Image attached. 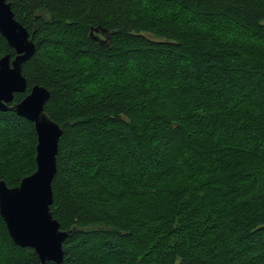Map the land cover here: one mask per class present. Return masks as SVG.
<instances>
[{
    "label": "trees",
    "instance_id": "trees-1",
    "mask_svg": "<svg viewBox=\"0 0 264 264\" xmlns=\"http://www.w3.org/2000/svg\"><path fill=\"white\" fill-rule=\"evenodd\" d=\"M6 1L36 48L14 102L43 86L63 131L59 264H264V105L246 106L264 101V0ZM36 144L0 111V182L34 173ZM0 264H40L1 217Z\"/></svg>",
    "mask_w": 264,
    "mask_h": 264
},
{
    "label": "water",
    "instance_id": "water-1",
    "mask_svg": "<svg viewBox=\"0 0 264 264\" xmlns=\"http://www.w3.org/2000/svg\"><path fill=\"white\" fill-rule=\"evenodd\" d=\"M0 35L15 56L0 59V111H10L34 125L37 137L36 169L15 187L0 182V217L10 239L20 247L33 249L40 264L61 263L62 243L67 237L50 212L52 181L56 175V155L62 128L44 111L49 92L40 85L31 87L19 102L15 95L24 94L27 81L22 65L35 53L33 35L15 19L11 5L0 0Z\"/></svg>",
    "mask_w": 264,
    "mask_h": 264
},
{
    "label": "rangeland",
    "instance_id": "rangeland-1",
    "mask_svg": "<svg viewBox=\"0 0 264 264\" xmlns=\"http://www.w3.org/2000/svg\"><path fill=\"white\" fill-rule=\"evenodd\" d=\"M146 36L147 37H150L149 35H146ZM168 81H169V76L168 75H157V76L154 77L155 85H157L159 87L165 86L168 83ZM184 86H185V91H187V92H188L189 89H192L186 82L184 83ZM228 88H230L231 91H236V92L239 93V92H241L242 89H246V88L255 89V88H258V87L254 86V85H251V86L242 85V86H238V87L236 86V87H232V88L231 87H228ZM193 89L195 90V88H193ZM185 97H187V96H185ZM246 97H247L246 94H243L241 92V94L238 95L236 97V99H238L239 102H241V100L243 101ZM179 102H181V99L179 100ZM263 105H264V101L256 100V98H250V100H248L246 102V106H248V107H250L252 109L255 106L261 107ZM239 132H240L239 130L235 129L234 132H233V138H236L237 136L240 137ZM227 148L229 150V146ZM224 157H227V158L228 157H231L230 156V151H228L227 154H225ZM123 158H124L123 160H125V163H123V165H122L123 171L124 172H128V171L131 170L130 169V166H127L126 165V164H129L128 157L125 155ZM231 164H232V160L228 163L227 166H230ZM106 177H107V179H104V182H105L106 185L109 186L112 183L109 182V180H108L109 179V176H106Z\"/></svg>",
    "mask_w": 264,
    "mask_h": 264
},
{
    "label": "bare ground",
    "instance_id": "bare-ground-1",
    "mask_svg": "<svg viewBox=\"0 0 264 264\" xmlns=\"http://www.w3.org/2000/svg\"><path fill=\"white\" fill-rule=\"evenodd\" d=\"M29 90V89H28Z\"/></svg>",
    "mask_w": 264,
    "mask_h": 264
}]
</instances>
